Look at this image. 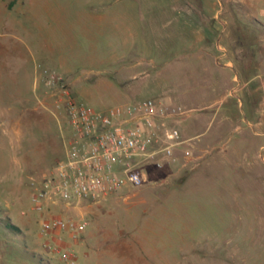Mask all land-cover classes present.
<instances>
[{"label": "rangeland", "instance_id": "obj_1", "mask_svg": "<svg viewBox=\"0 0 264 264\" xmlns=\"http://www.w3.org/2000/svg\"><path fill=\"white\" fill-rule=\"evenodd\" d=\"M10 1L0 0V264H68L43 247L46 212L30 201L56 163L50 143L71 132L63 106L52 101L56 95L36 96L52 90L40 83L44 69L61 75L70 96L98 112L162 95L176 96L170 105L189 110L167 124L187 140L177 148L179 160L161 169L148 164L147 182L133 189L141 194L122 188L98 211L101 228L124 230L117 238H126L130 264H264V67L251 57L260 53L264 27L254 25L253 5ZM226 37L231 50L223 55ZM232 57L235 67L223 68ZM238 61L259 78L243 81ZM233 69L240 78L232 79ZM186 149L199 158L184 164ZM82 208L52 212L77 219L88 213ZM99 234L100 242L88 247L93 255L113 244ZM77 237L62 233L73 264H98L82 258ZM103 255L101 264L126 260Z\"/></svg>", "mask_w": 264, "mask_h": 264}, {"label": "built area", "instance_id": "obj_2", "mask_svg": "<svg viewBox=\"0 0 264 264\" xmlns=\"http://www.w3.org/2000/svg\"><path fill=\"white\" fill-rule=\"evenodd\" d=\"M43 74L44 84L56 93L55 104L63 106L71 135L64 158L44 175L30 201L32 209L46 212L40 229L43 247L73 264L75 254L61 245L62 233L76 238L83 223L52 211L100 202L125 185L140 187L147 182L148 164L161 169L165 163H176L177 148L187 140L167 124L189 110L147 98L102 113L74 100L55 71L44 69ZM198 158L189 149L183 151L184 164Z\"/></svg>", "mask_w": 264, "mask_h": 264}, {"label": "crops", "instance_id": "obj_3", "mask_svg": "<svg viewBox=\"0 0 264 264\" xmlns=\"http://www.w3.org/2000/svg\"><path fill=\"white\" fill-rule=\"evenodd\" d=\"M219 3H221V0H218ZM238 2H242L243 4L249 6L250 4L253 5L252 7V15L253 17L255 18L254 20V25H258L257 27L259 28H263L264 27V22L259 18L258 15H261L262 17H264V0H238ZM221 8H224V5L221 3ZM260 16V17H261ZM228 21L227 20H224V25L227 24ZM243 28L245 26H242ZM246 28V27H245ZM222 33V37H224L225 35V31H221ZM220 33V34H221ZM260 42H263V44L261 45H258L256 46V48L259 49V54H256V53H251V57L253 55V58H252V61L254 62L255 65L257 66H262L264 67V56L262 55L263 52H264V38L263 37H260L259 38ZM259 42V44H260ZM222 50L224 51L223 52V55H227L228 52L231 50V44L229 42H227V37L226 39L224 40L222 46H221ZM254 46H252L251 50H254ZM188 49H192L193 53H190L191 54V58L194 59L195 61V46H192L190 48V45L188 47ZM239 57L237 56L236 59H238ZM244 59V58H242ZM240 60V59H238ZM237 60H235L233 57L230 58L228 61H226L222 67L223 68H231L230 65H228L229 63H231L234 67H235V63H236ZM240 64H239V71L242 75V80L243 81H246V82H253L255 80H257L260 76L259 73H255V72H252V74H250L248 71H246V69L244 68L247 64L243 63L242 61H238ZM195 63V62H194ZM234 71V75L232 77V79H238L240 78L239 77V72L235 69H233ZM65 72H63L64 74ZM164 73L165 72H162L161 74L164 76ZM163 79H168L170 81H172L173 79L171 77H167L165 76ZM40 83L43 84L41 82V80H43V77H40ZM54 94H56L54 91L52 90H49V92H46L45 90L42 91L39 89V91L36 93V96H44V95H52L54 96ZM176 96H169V95H162L161 96V99L164 103L166 104H173L175 102H177V98H175ZM55 97H53V102H55ZM70 133H66L64 132L63 133V138L61 139L60 142H55V141H52L50 144H51V150H52V153L54 155H56L55 157L56 160H59L61 159L62 157L64 158L65 156V153H66V149H67V146H68V140H69V137H70ZM184 165V164H183ZM181 170V167L180 166H175V169L173 171L174 174L176 173H179V171ZM190 180V179H189ZM123 188H127V189H131V192H132V195H136L137 194H141L143 189H137V190H133L135 187H132L130 185H125ZM130 191V190H129ZM114 196L113 195H110L109 197L103 199L102 201L100 202H97V203H90V204H86L88 202H82L79 206H69V207H66V209H72V208H80V207H83L82 209L85 211V212H88L87 215H84V213L77 218L78 221H81L83 224L81 226V230L79 232V236L77 237L78 241L76 240L75 241V244L78 246V248L82 249V258L84 260H89V259H93V257L96 258V260L98 259V264H101L100 260L104 257L103 254L106 253V255L108 257L110 256H123V257H126V260H125V264H130L129 262V258L131 257L127 250L124 249V245L126 247V238H117L118 235H120L122 237V234H124V230H121L119 229L118 230V233H115L113 230L111 229H106V228H101L102 226L100 225L99 223V216H98V211H102V210H105L106 207L109 208V204L107 203L112 197ZM159 203V202H157ZM156 203V204H157ZM64 207V206H63ZM109 212V210H108ZM86 214V213H85ZM111 214V212H109V215ZM101 226V227H100ZM95 227V228H93ZM93 229H97V232H93ZM102 233V235L104 236L105 239H109L113 244L109 247V249H107L105 252H97L98 250L95 251V255H93V253L91 254V252H89V248L88 247H91L92 250L94 249L93 247V242L95 243H99L100 242V234L99 233ZM66 233V232H65ZM64 233V234H65ZM68 235V233H66ZM69 236V235H68ZM65 243H67L65 241ZM86 248V249H85ZM124 249V250H123ZM104 251V250H103ZM123 263V264H124Z\"/></svg>", "mask_w": 264, "mask_h": 264}, {"label": "trees", "instance_id": "obj_4", "mask_svg": "<svg viewBox=\"0 0 264 264\" xmlns=\"http://www.w3.org/2000/svg\"><path fill=\"white\" fill-rule=\"evenodd\" d=\"M12 2H13V0L10 1L9 5H12ZM7 226H8L9 228L16 229L13 225H11V224H9V223H7Z\"/></svg>", "mask_w": 264, "mask_h": 264}]
</instances>
